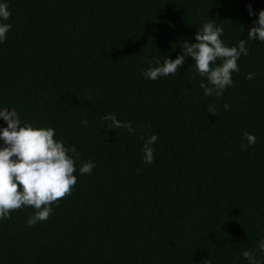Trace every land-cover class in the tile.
Instances as JSON below:
<instances>
[{
	"label": "trees",
	"instance_id": "obj_1",
	"mask_svg": "<svg viewBox=\"0 0 264 264\" xmlns=\"http://www.w3.org/2000/svg\"><path fill=\"white\" fill-rule=\"evenodd\" d=\"M8 2L0 105L54 128L79 159L46 221L28 226L31 207L0 221V264H248L242 251L264 239V43L249 42L218 99L190 57L175 75L140 73L175 59L210 19L229 46L247 39L258 18L247 5L258 14L264 0ZM109 113L158 136L152 164L138 134L102 124ZM244 132L256 143L241 149ZM89 160L92 174L79 175Z\"/></svg>",
	"mask_w": 264,
	"mask_h": 264
},
{
	"label": "clouds",
	"instance_id": "obj_2",
	"mask_svg": "<svg viewBox=\"0 0 264 264\" xmlns=\"http://www.w3.org/2000/svg\"><path fill=\"white\" fill-rule=\"evenodd\" d=\"M249 15L258 18L252 21L247 32V39H240L237 44L229 46L221 37L224 28L210 19L197 28L195 42L184 40L182 51L175 59L166 57L163 62L148 60L147 69L140 75L148 80L175 75L187 58L194 64L191 67L200 75V89L205 96L222 97L225 90L233 86V73H239L238 61L249 55L248 44L251 41L264 43V9L259 13L247 5ZM11 16L8 0H0V44L7 39L12 25L7 23ZM220 61V63H217ZM255 73H249L247 79H253ZM206 81V82H205ZM230 105L224 104L228 110ZM208 113L216 115L215 107L210 106ZM0 120L6 126L0 127V221L10 218V213L24 207L34 211L26 224L35 226L46 221L53 212V205L59 199L70 195L77 184L76 161L79 153L75 145L68 146L63 140L54 139L56 130L52 127L36 126L33 122L23 121L14 107L0 105ZM84 126L87 127L85 120ZM102 124L107 129L125 128L130 134H138L143 143V163L154 162V145L158 140L155 134L147 136L141 128H134L130 122L117 119L116 114L109 113L102 117ZM241 149L254 146V134L244 132ZM96 163L92 160L83 162L79 175H90ZM256 251L264 254V239L257 242V249L243 250L241 255L248 264H262Z\"/></svg>",
	"mask_w": 264,
	"mask_h": 264
}]
</instances>
